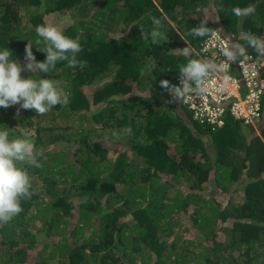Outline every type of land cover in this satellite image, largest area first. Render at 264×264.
I'll return each mask as SVG.
<instances>
[{"label":"trees","instance_id":"obj_1","mask_svg":"<svg viewBox=\"0 0 264 264\" xmlns=\"http://www.w3.org/2000/svg\"><path fill=\"white\" fill-rule=\"evenodd\" d=\"M249 5L254 15L230 11ZM52 13L66 17V36L79 37L78 59L87 67L61 62L51 74H21L51 78L68 94L66 105L45 115L20 109L17 116L19 105L0 107V128L43 152V166L27 169L31 198L0 225V264H50L46 257L56 256L58 264H128L136 252L156 255L151 264H264V109L259 131L229 113L223 127L212 129L159 83H176L179 66L196 58L207 36L187 33L202 21L209 35L218 32L230 43H243L245 33L264 38V0H0V50L8 47L23 65L25 45L38 38L37 25H52ZM152 16L167 17L168 39L160 44L141 35L151 30ZM184 47L192 56L182 54ZM33 52L38 61L46 58L35 44ZM209 184L233 193L222 202L205 194ZM175 214L205 244L182 236L178 242ZM74 218L79 233L94 227L83 241L64 231ZM36 231L62 239L48 242L50 253L47 245L34 250Z\"/></svg>","mask_w":264,"mask_h":264},{"label":"clouds","instance_id":"obj_2","mask_svg":"<svg viewBox=\"0 0 264 264\" xmlns=\"http://www.w3.org/2000/svg\"><path fill=\"white\" fill-rule=\"evenodd\" d=\"M230 11L236 17L242 18L254 15L256 9L252 5L235 6ZM166 21V16H152L151 30L147 33L143 30L141 32L143 40L146 42L151 40L153 44H160L167 40ZM35 31L38 38L35 41H28L25 45V63L23 65L12 59V53L8 47L0 50V107L7 109L19 105L17 116H19L20 109L33 110L38 116H42L55 106L66 105L69 101L68 94L53 79L40 78V76L39 79H35L33 76L23 78L22 71L33 74H51L57 64L61 62H66L70 68L83 69L87 67V61L78 59V55L82 51L79 37L66 36L61 28L54 25H37ZM209 33L210 28L206 26L205 21H202L199 26L190 29L187 35L193 38H204ZM240 41L243 43L221 44L216 57L189 59L186 64L178 68L179 78L176 82L179 80V84H171L167 79H164L159 82L160 86L169 93L173 102L179 101L190 110L183 102L194 96L199 97L205 94L207 91L206 81L212 74L224 72L231 63L237 60L241 64V58L246 59L249 56V48L257 56L264 57V38L252 33H245L241 35ZM33 44L36 45L37 51L46 54L43 61L36 59ZM181 50L183 55L192 56V49L189 47H184ZM196 56L198 57L197 53ZM220 56H223L224 59H219ZM261 77L264 79L263 66ZM263 109L264 94L262 96ZM228 113L245 124L253 125L259 122L262 116L261 112L258 118L247 122L229 111ZM225 122L220 127H223ZM10 130L7 126L0 128V225L7 224L18 216L23 211L21 201L30 199L32 196V180L27 169L43 166L41 163L42 150L37 149L31 139L15 136ZM124 131L128 135L132 134L130 127ZM112 135L119 138V134L116 132H113Z\"/></svg>","mask_w":264,"mask_h":264},{"label":"built area","instance_id":"obj_3","mask_svg":"<svg viewBox=\"0 0 264 264\" xmlns=\"http://www.w3.org/2000/svg\"><path fill=\"white\" fill-rule=\"evenodd\" d=\"M229 43L226 37L213 32L196 51V58L216 57L219 46ZM219 59L224 57L220 56ZM263 65L252 55L242 58L241 64L239 61L233 62L224 72L214 73L208 78L205 94L183 103L197 121L211 125L213 129L224 124L228 111L247 122L258 118L262 112L264 94V79L261 77ZM173 84H179V80Z\"/></svg>","mask_w":264,"mask_h":264},{"label":"rangeland","instance_id":"obj_4","mask_svg":"<svg viewBox=\"0 0 264 264\" xmlns=\"http://www.w3.org/2000/svg\"><path fill=\"white\" fill-rule=\"evenodd\" d=\"M47 18H49L51 20L50 22H51L52 25L57 26V27H59L61 29L68 23L66 17H64L63 15L61 16L59 13L58 14L52 13V14L48 15ZM22 62L25 63V61H22ZM25 73H28V71H22V73H21L22 76L25 75ZM100 84L101 83H99V84H97L95 86H92V87H90L88 89L89 97L92 98L95 89ZM261 125H264V124L261 123ZM254 126H255V128L258 131L260 130L259 122H256L254 124ZM125 149L129 150V153H131V154L133 153L131 151V149L127 148V146H125ZM173 151H174L173 148L170 149V152H173ZM212 182H215V180H213ZM36 184H37L38 193L42 192L43 190H41L39 182H34V185H36ZM205 191H206L205 194L207 196H217V198L219 200H221L222 202H226L228 196L232 195V193H233V192H231L230 194H223V193L220 192L219 188H217L216 186H214L212 184H209ZM174 216L178 217L176 219L177 223L173 224V228H174L175 232L178 235V237L176 238V239H178V242H180L181 236H182L183 237L182 239H192V240H198V241L201 240L205 244L204 235L202 233H200L195 228V226L193 224H191L186 219L182 218V216L179 215V214H175ZM76 221H77L76 218L71 219L70 223H69V226L64 231L67 233L68 237L70 238L69 240H72V241L81 240V241H83L85 238L89 237L92 234V232L94 230V227L87 228V229H85V231L83 233H79L78 228H77V224L78 223H76ZM217 236H218V239H222L223 238V235H220V233H218ZM174 238H175V236L171 235V237L168 240V242L166 243V245L170 244L174 240ZM60 239H62L60 234H57V235L53 236L51 239L48 240L45 237V234H43V232H37L36 231V243H35V248L36 249H34V250H42L47 245V248H46L47 253H50L51 249H52V245L49 244L48 242H51V241L56 242V241H58ZM97 241H99V239H97ZM209 244H212V242L210 241ZM188 245L189 244L186 243V246H188ZM131 246H133V245H131ZM195 246L193 245L191 248L192 249H196L197 248L198 250L201 249L199 246H197V244H195ZM169 249L170 248H168V251H169ZM34 250L31 251V252H32V255L34 254L36 257L34 256L33 258H35V259L39 258L40 256L36 255L34 253ZM148 255H150V254H148ZM46 259L49 260L50 264H58V256H56L55 258L52 257V259H50V257H46ZM155 259H156V255H154V258L152 256L150 258H148L147 255H141V252H136L135 254L131 255V258L128 261V264H151V263L155 262Z\"/></svg>","mask_w":264,"mask_h":264}]
</instances>
